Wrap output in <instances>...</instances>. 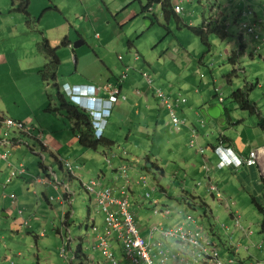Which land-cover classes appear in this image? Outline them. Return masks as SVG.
Segmentation results:
<instances>
[{"label":"rangeland","instance_id":"1","mask_svg":"<svg viewBox=\"0 0 264 264\" xmlns=\"http://www.w3.org/2000/svg\"><path fill=\"white\" fill-rule=\"evenodd\" d=\"M13 1L0 0V10L6 12L9 10L28 19L20 8L15 6L20 2L15 0L17 2L14 4ZM162 1L164 0H155L153 4L155 11H150L145 9L149 0H32L31 18L18 26H15L14 19L8 17L10 12L5 16L0 15L2 25L0 29L3 28L6 35L4 38L7 40L4 42L5 39L0 36V110H4L1 99L3 98L5 103L8 101V106L14 112L9 114L20 118L22 117L20 113H23L22 119L28 129V134H23L14 127L8 128L5 125L0 127V134L6 133L7 136L1 134L0 138H5L3 144L7 147L1 145L0 149L3 148L0 152L7 151L12 155V160L18 165L15 169L24 166L27 171L24 177L34 176L55 181L52 174L50 178L43 172V166L48 167L52 164L59 181L66 183L77 193L75 204L77 214L71 231L65 229L64 233L66 238L72 240L73 250L69 254L72 259L80 246L84 245L90 257L96 256L95 261L98 264H112L102 254L101 249L98 253H88L89 249H93L91 246L97 242V233L92 226L89 227L91 196L85 190L83 181L90 180L88 174H92L91 178H96L107 173L109 175L107 181L110 182L114 174V164L118 167L121 161L122 165L135 167L147 165L152 170L150 184L141 185L142 194L146 197L152 193L148 202L149 205L153 204L154 208L160 205L173 211L169 218L150 213L159 224L178 226L192 215L198 219L199 226L204 229L209 239L221 251L223 250L225 259L230 258L225 243L228 244L233 238L237 243L243 241L242 252L247 245L251 246L254 252L257 245H264V235L261 234L263 215L254 202L258 200L264 203V181L260 171L256 168L258 177H254L252 167L232 166L237 169L236 171L231 170L229 166L224 167L219 153L213 150L222 134L217 118L224 109L230 110V116L238 123L235 130L241 138L240 152L249 153L258 142L255 136L257 129L261 130L258 123L254 125L248 120L252 114L236 103L233 95L244 89L249 93L251 101L258 105L259 115L264 112V43L262 41L254 43L250 34L244 32L242 27L244 18L241 17V12L253 10L259 12L260 19L264 20V0H241L242 3L233 0H177L176 4L185 11L182 15H174L175 4L171 3L169 11L172 14L169 19L158 3ZM220 11L228 25L229 35L225 40L210 35V46L204 45L201 38L187 26L201 28L205 18L212 16V12L217 14ZM254 18L255 16L246 19L249 21ZM12 31L13 33H10ZM69 36L73 44L81 39L85 44L67 50L64 42ZM45 40H48L51 47L56 50L60 59L59 65L56 66L51 60H46L45 54L39 50V44ZM260 46L261 49L258 50ZM242 47H246L243 54ZM74 50L77 52L78 60L75 58ZM226 50L231 54L241 53L238 65L230 63V56L226 54ZM183 55L184 58L190 56L192 59L207 61L203 66L208 75L205 81L212 79L211 85L207 87L209 92H203L207 105L186 95L189 103L190 100L197 103L198 110L204 116V119L199 118L198 122L200 124L203 121V124L197 125L200 138L196 145L193 144V130L190 131V125L183 124L181 130H178L171 124L173 121L169 109L159 96L154 99L151 95L146 102V91L150 85L144 76L145 73L154 80L155 90H164L174 104L178 103L177 94L186 90V84L181 82L182 75L189 66V63L185 64L184 69L178 66V61L184 59ZM44 69L54 77L57 76V81L53 82V75L49 74V79L43 82L40 72ZM211 70L219 78L218 87L226 103L220 101L214 83L216 77L213 79ZM73 76L83 78L84 82L96 86L111 84L110 87L113 88L120 85L123 87L124 96L130 98L128 103L118 101L115 113L108 121L105 139L111 144L101 143L97 150L83 148L72 131L67 113L64 110L49 111L61 108L58 92L64 91L63 83ZM36 79L43 82L40 84L43 93L39 92L36 96L37 92H34L35 96L31 97L29 93L38 87L37 84L34 85ZM55 84H58L60 89L54 86ZM155 90L153 88L154 94ZM24 92H27L24 94L27 97L25 100L22 97ZM6 95L8 97H5ZM194 95L193 98H197L198 95ZM14 103L18 104V108L11 106H14ZM202 106L211 109L212 116L209 115V110L206 115ZM175 109L181 113V108H176V104ZM4 112L6 116L9 115L6 110ZM165 115L166 124L159 129L158 121H164ZM39 132L43 133V141L48 142L51 151L56 155H62L67 159L65 161L72 163L73 166H85L76 172L78 178L68 176L65 166L60 168L49 151H41L36 146L37 139L42 140ZM215 133V136L209 137ZM130 135L134 138L131 141ZM17 139L21 141V146L10 147L14 143L12 141ZM7 163L9 162H5ZM153 164H159L166 175L162 177L157 169H152ZM8 170L11 171L10 168ZM5 171L6 167L4 170L0 167V199L3 192H10V186L5 184L7 178ZM83 174L85 175L81 177ZM156 176L158 179H155ZM209 179L219 185L225 199H220L207 190L206 183ZM3 184L7 188L4 189ZM111 184L113 185V180ZM60 187L64 189V185ZM161 188H165L167 193H163ZM202 190L206 193L204 197L206 205L195 208L192 206L195 200L191 197L200 194ZM30 192L33 193L32 190ZM228 199L236 203L233 209L242 217L243 225L253 231L249 239L244 238V235L240 238L241 233H244L236 227L237 222L227 205ZM99 208L104 212L101 207ZM92 210L95 214L97 210L101 213L97 206L92 207ZM48 224L47 222L48 238L42 239L39 246L33 235H27L25 240H20L21 236L15 235L12 238L13 247L21 248L28 256L31 254L29 264H71L63 257L62 235L57 234L53 226L48 227ZM55 227L61 228V225L55 224ZM235 228L240 233L235 232ZM11 231L6 222L0 226V234H3L6 241L11 236ZM102 233L103 237L109 238L112 249L116 251L113 241H118L119 234L114 231ZM1 242L2 237L0 245ZM263 253L264 251L258 252L260 256H263ZM5 254L6 251L3 250L0 264H28L23 261L8 262L3 259ZM234 257L238 259L237 256ZM74 264H88V260L75 259Z\"/></svg>","mask_w":264,"mask_h":264},{"label":"crops","instance_id":"2","mask_svg":"<svg viewBox=\"0 0 264 264\" xmlns=\"http://www.w3.org/2000/svg\"><path fill=\"white\" fill-rule=\"evenodd\" d=\"M18 2H20L17 6L18 8H20L25 0H17ZM17 1H13V3L15 4ZM152 1V6L155 2V0H149V2ZM171 3H174L175 6H179L176 4L177 0H170ZM32 2V0H31ZM31 6L33 7L32 3H30L29 7H28V12L30 13V15L33 13L30 11ZM226 6V4H225ZM7 7H5L6 9ZM34 10V8H33ZM20 11H22V14H24L26 17H28L26 15V13H24V10L20 8ZM155 11V10H153ZM185 11V9H184ZM8 12H10L9 10L6 12L5 10H0V15L1 16H5ZM18 12V11H15ZM20 13V12H19ZM213 13V12H212ZM219 13L222 14V12L220 11ZM257 15L260 17V13L257 12ZM178 16V15H176ZM8 17L11 19H14L15 21V26L18 25H23V21L24 22H28L29 19H25L24 16L19 15L18 13H8ZM7 22V21H6ZM1 23V21H0ZM7 24V23H5ZM0 26H2L0 24ZM6 26V25H5ZM9 27V26H7ZM10 33H13L10 32ZM0 36H2L3 39H5L4 42H6V38H4L6 35L3 31V28L1 27L0 29ZM82 41L83 45L85 44V41L83 39L79 40L78 42ZM49 42V41H48ZM50 44V43H49ZM75 44H73V42L70 40V36L67 37V40L65 41L64 47L68 49H75ZM245 48L246 47H242V51L241 53H245ZM177 51H179V49H176ZM229 51V50H226ZM187 53V52H186ZM240 53V54H241ZM68 54V53H67ZM247 54V53H246ZM74 55L75 58L78 60L77 58V52H75L74 50ZM234 54L229 55L230 58H232L231 56H233ZM241 56V55H240ZM263 57V56H262ZM182 58H184V55L182 56ZM264 58V57H263ZM45 59L48 60L49 58H47L45 56ZM238 63L240 62L239 58H238ZM78 62V61H77ZM207 61H204V59H192L190 56H186L184 59H180L178 61V66H180V69H184L185 64L189 63V66L187 67L186 72L182 75V81L186 84V90L183 92H180L179 94H183L185 96V98L188 100V98L186 97V95L189 96L190 99H196L197 102L203 103V105H207V103H205V95L203 92H209V87L211 85L212 79L210 78L208 81H205L207 78V72H205V70H203V66L206 64ZM237 63V65H238ZM236 66V65H234ZM178 68V70H180ZM212 75H213V79H214V83H215V87H217L218 89H220L218 87V81L219 78L217 76H215V72H213V70H211ZM41 76V75H40ZM43 81V79H41ZM57 81V76H55V79L53 80V82ZM44 82V81H43ZM42 82V83H43ZM233 83V81H231ZM34 85H38V87L35 89V91L29 93V95L35 96L34 92L36 93V96L39 94H42L43 92L41 91L40 88V84L42 85L40 79H36V82H34ZM154 80L152 79V84L150 85V88H148V90L146 91V102L149 101V97L152 95V97L154 99H156L155 97L159 98L156 94V90L154 87ZM51 86V84H48ZM67 85H79V86H84V85H90V86H96L94 84H88L86 82L83 81V78L80 77H70L69 80H66L63 83V87L67 86ZM54 86L58 87V84H55ZM111 86V84H110ZM99 87V86H98ZM102 87H106V86H102ZM118 87L120 90V95L118 96V99L115 102V105L109 115V117L107 118V120L109 121L110 118L113 117L114 113H115V109H116V105L118 103L119 100H122V102H130V98L128 96H124V90L123 87L119 86H113V88ZM153 88L155 90V94L153 92ZM204 88H206V90H204ZM39 90V91H38ZM18 92H19V88H18ZM211 92V91H210ZM66 97L67 94L65 92V90L62 92ZM186 93V94H184ZM221 93V92H220ZM27 92H24L22 97L23 99H27L26 95ZM176 96V98L178 99V95ZM193 94H195L197 96V98H193ZM100 95H105V93L103 91H100ZM194 95V96H195ZM5 97H8V95H6ZM124 97H126V99L124 100ZM174 98V99H176ZM2 99V105L4 106L3 109L4 110H0V118H11L16 120L17 122H21L23 124H26L25 121L22 119L24 117L23 113H20L22 115V117L17 118L15 115L13 114H9V112H13L12 108L9 107L8 105V101L5 103L3 98ZM68 99V97H67ZM192 101V102H191ZM226 103V102H225ZM176 104V108L180 109L181 108V113L178 115L180 117H182L185 121L187 125H190V131H192L193 129H198L197 125H202L203 121L200 122V124H198L199 122V118L204 119V116L202 114V112H200L198 110V106L197 103L193 100H189L184 104V103H175ZM165 105V104H164ZM12 107H17L18 108V104L14 103V106L11 105ZM166 106V105H165ZM203 111L206 113V115L208 114V110H209V115L212 116V111L209 108H206V106H202ZM12 116H6L5 111ZM169 111V110H168ZM14 113V112H13ZM169 114L171 116V113L169 111ZM264 116V112H261V114L259 115V117H257V115H251V117H249V121L251 120L252 123H254V125L256 124V122L259 125L260 122V117ZM171 118V117H170ZM166 119H167V115H165V120L164 121H158L157 127L160 129L164 124H166ZM218 121H220V130L222 131V134L220 136L219 141L217 142V144L213 147V150L216 153V148L220 147L221 145L225 146L228 149H232L238 156L240 157H247L249 155V153L254 150V149H261V156L259 159V163L257 166L252 167L251 169H253V176L256 177V168H258V170L260 171V176L262 178V181H264V131L258 130L255 133V136H257L258 142L256 143L255 146L252 147V149L250 150L249 153L247 152H240L239 147L241 145V138L239 137V135H237L236 133V128L238 126V123L233 119V117L230 116V110H223V112L220 114V116L217 118ZM170 121V119H168ZM172 125H174V123H171ZM109 126V123L107 124V127ZM175 126V125H174ZM41 127V126H39ZM106 127V129H107ZM260 127V126H259ZM182 128V127H181ZM181 128H178V130H181ZM202 128V127H201ZM104 130V138H105V131ZM192 129V130H191ZM199 131V130H198ZM41 133L42 135V140L41 139H37V143L36 146L41 150H45V151H49L50 154L55 158V162L58 163L60 165V168L64 167L65 161L67 159H64L62 155H56L53 151H51L50 149V145L48 144V142H44L43 141V133L39 132V134ZM38 134V135H39ZM216 133L214 135H210L209 137L215 136ZM2 135L0 134V137ZM229 136V137H227ZM198 138H200V135L198 136ZM133 135H130L129 141L133 140ZM5 141V138H0V146H6V144H3ZM109 141V140H108ZM199 141V139H198ZM14 142V143H13ZM21 141H19L17 139V141H12V145L10 147H20ZM220 142V144H219ZM9 145V144H8ZM1 147V151H2ZM7 154V160L5 161L3 158L0 157V167H2V169L4 170V168L6 167V171L5 173L7 174V178H6V183L9 180L12 170L16 168H18V165H15V161L12 160V155L7 151L5 152H0V155H4ZM87 155V153H85ZM85 156V155H84ZM219 158L221 160V157L219 155ZM10 160V161H9ZM70 161V160H69ZM222 161V160H221ZM5 162H9L7 164H5ZM122 162V161H121ZM119 163L122 165V163ZM21 164V163H20ZM45 164H47V160L45 161ZM119 165L118 167L115 166L114 164V171H113V185L111 184V181L108 182V174L104 173V176H98L96 178H91L92 174H88L90 177V180L88 181H83L84 182H89L93 179H100L101 183H102V187H112L116 190V195L118 196H122L124 189H126L130 195V199H131V203H132V210L133 212L136 214V219H137V223L143 233L144 236H148L151 229L155 226H161V227H171L168 226L167 224H159L158 221H154V219L150 216V213H155L157 216H164L166 218H169L173 215V213L171 215H166L164 213H162V211L160 213H156V210L158 208H160V205H157L154 208V205L151 204L149 205L148 199L145 198V195L142 194V189H141V185L143 183H139L140 180V176L142 174L146 175L149 177V181L147 184H150V173H152L151 169L149 168V166H129L127 164L124 165ZM8 166V167H7ZM23 166V165H21ZM76 166H80V169L77 171H80L82 169V166L85 167L84 165H76ZM246 166V165H244ZM123 167H127L128 169H130L129 171V181L127 180V178H124L123 175L121 174V169ZM231 167V170L236 171L237 169L233 168L236 166H229ZM8 168H10V172L8 170ZM237 168V167H236ZM247 168H249V166H247ZM152 169H157L159 171L158 174L162 175V177H164L166 175V172L163 168L160 167L159 164H153ZM76 171V172H77ZM43 172L45 175L49 176L50 178H52V175L55 179H48V180H52L53 184H56L58 186V191H56V189L53 187V185L47 184V185H42V184H32V179L35 178L34 176H29V177H24V176H20L17 179L13 180L10 184H8L7 186H10V192L6 191L3 192L1 195V199H0V209H1V213H2V217L0 218V226L4 225V223L6 222L10 228L12 229L11 231V236L8 238V240L6 241L5 237L3 236V234H0V237H2V242H1V248L2 250L0 251V256H2V251L5 250L6 254L3 256V259H5L6 261L10 262L11 260L13 261H23L24 263H28V259H30V256L26 255V251H22L21 248H14V241H13V237L15 235H20L21 238L20 240H25L27 235H33V237L37 240V246L40 245V242L42 239H47L48 238V231L46 229L47 227V222L48 227L53 226L54 230L57 232V234L62 235V238L64 240V246L65 243L67 242L68 244V250H69V254L70 252L73 250L72 248V240L69 238H66V234L65 233V229L66 230H70L71 231V225L73 223V220L77 214V211L75 209V204H76V195L77 193L75 191L72 190V188H70L69 185H67L66 183L63 184L59 181L57 172L54 168V166L52 164H49L48 167L43 166ZM52 174V175H51ZM4 175V174H3ZM76 175V174H75ZM85 174L81 175V177H83ZM68 177V176H67ZM75 178H78V176H74ZM258 177V176H257ZM36 178H40V177H36ZM155 179H158L157 176ZM18 181L17 183L14 181ZM1 181H3V177L1 178ZM155 181V180H154ZM213 182V181H212ZM209 179L208 183H206V185L208 186L209 190V185L210 183H212ZM214 183V182H213ZM216 184V183H215ZM4 185V184H3ZM61 185H64V189L62 190V187H60ZM218 185V184H217ZM219 186V185H218ZM34 187V190H33ZM3 188H7L5 185L3 186ZM29 189V191L27 190ZM154 189H157V187H154ZM33 191L30 192V191ZM161 191L163 193H167L165 188H161ZM6 193V194H5ZM162 193V194H163ZM10 194V195H9ZM140 194V195H138ZM12 195H16V199L13 201L10 199V197ZM91 196V205L89 207L90 210V226H92L96 233H97V242L94 243L93 246H91L93 249H89V252H99L100 249L98 248V243L99 240L102 236V231L103 232H107V225H106V215L104 212L101 211V209L99 208L100 206L98 205V202L96 200V198L92 195ZM206 196L205 191H201L200 194H196V196H192L191 198L193 200H195L193 202V207H199V206H204L206 205V202L204 200V197ZM54 197V198H53ZM51 198H53L54 200L51 201ZM198 199H200V203L198 202ZM232 200V199H229ZM204 203V205H203ZM101 211V213L97 210L96 214L93 212L92 207H96ZM160 209H165V208H160ZM233 217V216H232ZM28 222L29 223V228L24 227V223ZM36 222V224H35ZM55 224H60L61 228H56ZM176 224V223H174ZM173 225V224H172ZM226 228L227 225H225ZM33 232V233H31ZM235 232H239V230H237L235 228ZM244 235V238L249 239L246 237L245 234L240 235V238H242ZM159 236L156 235L154 240H158ZM18 240V239H15ZM241 242V245H240ZM242 240L235 242L234 238L233 240L231 239L230 243L232 244V246H234V249L240 254L241 257H238V259H241L243 261V263H241L242 261L239 260L238 264H251L253 261L255 262L256 260H264V253L263 256H260L258 254V252L260 251H264V245L263 248H258L257 250L254 252V250H252L251 246H246L244 247V250L242 252ZM113 245L114 248L119 256V258H121L123 260V248L121 246V244L117 241L114 240L113 241ZM168 246L171 247L172 251L177 252L178 250V243L175 240H171L168 241ZM80 257H78V253L75 254V257L78 260H88V264H98L95 260H96V256L95 257H90L87 254V251L84 247V245L80 246ZM225 251V250H224ZM228 252V249L227 251ZM223 253V250H222ZM229 253V252H228ZM103 254V253H102ZM231 256V254H230ZM61 258V257H60Z\"/></svg>","mask_w":264,"mask_h":264},{"label":"built area","instance_id":"3","mask_svg":"<svg viewBox=\"0 0 264 264\" xmlns=\"http://www.w3.org/2000/svg\"><path fill=\"white\" fill-rule=\"evenodd\" d=\"M152 10V8L150 9ZM175 12L177 14L183 13V8L181 6L175 7ZM253 10H245L243 15L245 17H250L252 15ZM250 32L255 31V27L250 25H246ZM256 40H262L264 43V39H261L259 36L256 37ZM147 78L149 85L152 84L151 76L148 74H144ZM94 89V88H93ZM96 89L100 92L103 91L105 95H107L111 101V103H115L120 95V90L118 87L111 88L110 85L106 87H96ZM66 94L71 96L72 91H81L80 86H72L67 85L64 87ZM219 98L221 102L225 101L223 94L220 93V89H217ZM156 94L159 96L164 104L167 106L171 113V118L174 125L177 128H181L183 124H186V121L181 119L178 115L175 104L170 97L166 95L164 90L156 89ZM126 97H124V100ZM91 102H95L97 100L96 97L90 98ZM188 100L180 94L178 98V103H186ZM94 111H91V115H94ZM110 111L108 112V115ZM108 124V120L103 121H93V127L95 129V135L97 139H101L104 135V130L106 129ZM5 125L8 128L14 127L20 130L23 134H28V129H26L25 125L21 122H17L11 118H0V127ZM2 134V133H1ZM198 129H193V144L196 145L198 143ZM4 137L5 134H2ZM216 151L219 153L221 157L222 166H236L241 167L243 165H247L249 167L257 166L260 156L261 149L252 150L248 157H240L238 156L232 149H227L223 145L218 147ZM7 154L0 155L1 158L7 160ZM66 167V172L68 176L74 177L76 176V171L80 169V166H73L70 162L63 163ZM129 171L127 167H123L121 169V174L123 177L127 178L129 181ZM27 175V171L24 166H21L20 169H13L9 180L7 181V185L10 184L13 180L17 179L19 176ZM149 181V177L142 174L140 176L139 183L147 184ZM212 182V181H211ZM32 184H42V185H53V187L58 191V186L52 183V180H46L43 178H33ZM83 186L89 195H92L96 198L98 205L102 208L106 215V225L107 231L117 232L118 242L121 244L123 248V260L119 258L116 251L112 248L113 246L110 244L109 238L101 237L98 243V248L102 250L103 255L112 263V264H238L239 260L234 256H230L229 259H225L223 257V253L221 249H219L210 239L209 236L205 233L204 229L199 226L198 219L189 215L184 223L173 226L170 228H165L161 226H155L151 229L148 236H144L136 219V214L132 210V203L130 199V195L126 189L122 196L116 195V190L112 187H102V183L100 179H93L89 182H84ZM209 191L219 197L220 199H225L224 193L220 189V187L215 183H210ZM152 197V193H149L145 198L150 199ZM11 200H15L16 196L12 195L10 197ZM54 200L51 198V201ZM232 200H227V205L234 216V219L237 222L236 227L241 229L247 238H250L253 235V231L251 229H247L242 223V217L234 212L233 206H236V203ZM162 213L166 215H171L173 213L171 208L156 210V213ZM24 227L29 228V223L25 222ZM224 227H226L224 225ZM158 235L159 239L154 240L155 236ZM110 237V235H109ZM175 240L178 243L177 252L172 251L171 247L168 246V241ZM233 240V239H232ZM232 246V244H231ZM256 246V245H255ZM68 244L65 243L63 248V257L74 264V259H72L69 255ZM234 247V246H233ZM256 247L263 248V244H259ZM251 264H264V260H256Z\"/></svg>","mask_w":264,"mask_h":264},{"label":"trees","instance_id":"4","mask_svg":"<svg viewBox=\"0 0 264 264\" xmlns=\"http://www.w3.org/2000/svg\"><path fill=\"white\" fill-rule=\"evenodd\" d=\"M233 1H238V2L242 3L241 0H233ZM30 3H31V0H25L24 4L20 7L21 9L24 10V13H26V15L28 16L27 17L28 19L31 18L30 13L28 12V7H29ZM158 3L164 9L165 16L169 19L171 14H172V12L169 11V8L171 7V1L170 0H164V1L158 2ZM149 6H152V1L149 2L148 6L145 9H148ZM173 13H174V15H176L175 11ZM241 14H242L241 17L244 18V23L242 24L243 30L245 33L250 34L253 42L256 43L258 41V40H256L257 36H259L261 39H264V20L260 19V17L257 15V13H254V12L252 13V15H249L250 17H245L242 12H241ZM254 16H255V18L253 20L248 21V19H246V18L251 19ZM225 21L226 20L224 19V16H221V13H217V14L212 13V16H210L209 18H205L204 24L201 28L196 29V28H192L189 26H187V28L190 29L196 36L201 38V41L204 45L210 46V41H209L210 35L217 36L222 40H225L228 37V35H229L228 29L229 28H228V25ZM247 24L252 26V27H255V31L250 32L248 30V28L246 27ZM241 39L243 41L244 37L242 36ZM260 41H262V40H260ZM64 44H65V42H64ZM38 48L42 53L45 54V56L47 58H49V60H51V62L54 65L57 66L60 64V59L57 56V52L55 49H53L51 47L48 40H45L42 43H40ZM240 55L241 54L238 53V54H234L233 56H231L232 58H230V63H232L233 65H237V63H238L237 60L240 57ZM49 74L50 73H48L47 69H44L43 71L40 72V75H41L43 81H47L49 79V77H50ZM52 79L53 80L55 79L54 75L52 76ZM220 92H221V90H220ZM58 98L60 100L59 102L61 103V108L49 109V111L52 112L54 110H57V111L58 110H64L67 113V118L72 124V131H73L74 135L77 137L80 145L83 148L97 150L98 146L101 143L111 144V142L108 141L107 139H105L104 137L101 139L96 138L92 119H91L89 114L85 113L79 107H77L73 103H71V101L69 99H67V97L63 93L58 92ZM233 98L236 101V103H239L240 106L244 110H247L252 115H259L258 105L251 101L249 93L245 92L244 89L238 90L233 95ZM225 101H226V99H225ZM225 101L222 103H225ZM259 126L264 131V116L260 117ZM254 202H255L256 206L258 207L260 213L263 215V221L261 223V234L264 235V203L260 202L258 200H254ZM203 205H204V203H203ZM234 212L237 213L238 211H235V209H234ZM233 218H234V216H233ZM225 247H227L226 249H228V252H229V254H231V256L241 257L240 254L234 249V247L231 246L230 241L228 244L225 243ZM80 249H81V247L79 248V253L77 255L78 257H80ZM238 260L242 261L241 259H238ZM241 263H243V261Z\"/></svg>","mask_w":264,"mask_h":264},{"label":"clouds","instance_id":"5","mask_svg":"<svg viewBox=\"0 0 264 264\" xmlns=\"http://www.w3.org/2000/svg\"><path fill=\"white\" fill-rule=\"evenodd\" d=\"M151 8H152V10H150ZM148 10L153 11L154 7H150V8H148ZM174 11H175V8H174ZM183 12H184V9H183ZM254 13H257V12L254 11ZM182 14L183 13H181V14L176 13V15H182ZM258 41H260V40H258ZM260 49H261V46L258 48V50H260ZM226 54L228 56L231 55V53L229 51H227ZM72 86H79V85H72ZM80 87H81V91H75L74 90L71 92V96H73V98H71L67 95V97L71 101V103H73L75 106L79 107L85 113L89 114L91 119H92V123H93V121L107 120V118L110 115V114L108 115V112L110 111V113H111L115 103H111V101L107 95L101 96L100 92L96 89V87H98V86L84 85V86H80ZM91 97H96L97 100L93 103L90 100ZM91 111L95 112L94 115H91ZM232 166H234V165H232ZM253 167H255V166H253ZM75 259H74V261H75Z\"/></svg>","mask_w":264,"mask_h":264},{"label":"water","instance_id":"6","mask_svg":"<svg viewBox=\"0 0 264 264\" xmlns=\"http://www.w3.org/2000/svg\"><path fill=\"white\" fill-rule=\"evenodd\" d=\"M81 45H83V42H82V41L75 43L74 46H75V48H77V47H79V46H81Z\"/></svg>","mask_w":264,"mask_h":264}]
</instances>
